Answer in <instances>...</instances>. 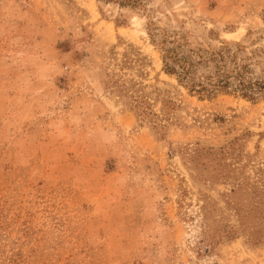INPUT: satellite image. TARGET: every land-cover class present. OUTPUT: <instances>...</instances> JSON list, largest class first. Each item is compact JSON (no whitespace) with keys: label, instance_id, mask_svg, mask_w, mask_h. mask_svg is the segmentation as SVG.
<instances>
[{"label":"rangeland","instance_id":"374dc122","mask_svg":"<svg viewBox=\"0 0 264 264\" xmlns=\"http://www.w3.org/2000/svg\"><path fill=\"white\" fill-rule=\"evenodd\" d=\"M140 1L0 0V264H264V97L157 44L252 56L264 0Z\"/></svg>","mask_w":264,"mask_h":264},{"label":"trees","instance_id":"16d2710c","mask_svg":"<svg viewBox=\"0 0 264 264\" xmlns=\"http://www.w3.org/2000/svg\"><path fill=\"white\" fill-rule=\"evenodd\" d=\"M125 2L142 3L140 0ZM157 44L162 52L163 69L176 75L192 91L208 95L232 91L252 100L264 97V63L254 59V55L264 54V45L254 55L243 58L228 44L204 55L201 50L191 48L182 35L164 29ZM202 66L211 69L200 73Z\"/></svg>","mask_w":264,"mask_h":264}]
</instances>
